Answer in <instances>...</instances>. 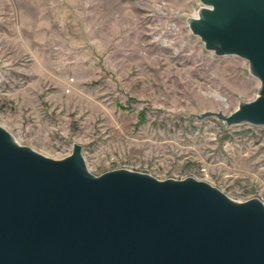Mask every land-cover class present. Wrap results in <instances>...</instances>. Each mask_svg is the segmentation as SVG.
I'll list each match as a JSON object with an SVG mask.
<instances>
[{
    "label": "rangeland",
    "instance_id": "obj_1",
    "mask_svg": "<svg viewBox=\"0 0 264 264\" xmlns=\"http://www.w3.org/2000/svg\"><path fill=\"white\" fill-rule=\"evenodd\" d=\"M198 0H0V126L87 170L203 180L264 205V127L226 125L254 98L247 61L216 55L187 19Z\"/></svg>",
    "mask_w": 264,
    "mask_h": 264
},
{
    "label": "water",
    "instance_id": "obj_2",
    "mask_svg": "<svg viewBox=\"0 0 264 264\" xmlns=\"http://www.w3.org/2000/svg\"><path fill=\"white\" fill-rule=\"evenodd\" d=\"M198 1L190 32L246 60L258 87L228 114L194 116L264 127V0ZM0 264H264V205L190 176L94 175L78 143L54 159L0 126Z\"/></svg>",
    "mask_w": 264,
    "mask_h": 264
}]
</instances>
